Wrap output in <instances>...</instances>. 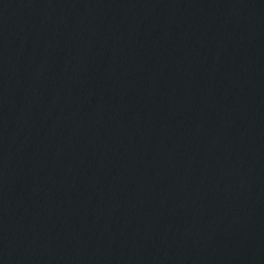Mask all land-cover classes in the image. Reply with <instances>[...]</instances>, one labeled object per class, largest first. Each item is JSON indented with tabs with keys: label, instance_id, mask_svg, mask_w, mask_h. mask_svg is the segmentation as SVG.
Wrapping results in <instances>:
<instances>
[{
	"label": "water",
	"instance_id": "obj_1",
	"mask_svg": "<svg viewBox=\"0 0 264 264\" xmlns=\"http://www.w3.org/2000/svg\"><path fill=\"white\" fill-rule=\"evenodd\" d=\"M0 264H264V0H0Z\"/></svg>",
	"mask_w": 264,
	"mask_h": 264
}]
</instances>
